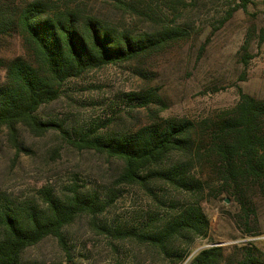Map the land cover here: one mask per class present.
<instances>
[{
  "label": "rangeland",
  "instance_id": "1",
  "mask_svg": "<svg viewBox=\"0 0 264 264\" xmlns=\"http://www.w3.org/2000/svg\"><path fill=\"white\" fill-rule=\"evenodd\" d=\"M23 1L0 0V5L15 10ZM45 1L70 4L134 33L165 26L183 30L182 36L150 55L70 78L62 84L60 96L42 104L36 114L43 121L61 123L72 138L95 130L132 131L165 118L186 119L192 123L189 148L173 153L166 162L187 169L199 184L186 190L158 177L146 188L122 184L117 181L121 160L76 148L55 128L36 135L18 125V148L4 129L0 206L7 201H39L42 187L60 195L72 188L97 192L104 206L95 216L96 226L90 215L82 214L63 228L71 257L56 237L48 236L23 251V262L173 264L174 259L134 237L119 238L98 227L155 229L173 212V205L186 203L200 205L210 225L206 236L189 244L177 242L180 253L187 251L179 264H188L200 249L212 245H222L226 255L234 254V245L246 242L264 251V181L249 178L237 189L231 187L210 150L217 123L230 116L240 91L264 102V0ZM18 55H27L18 28L0 33V57L8 61ZM137 93L152 94L151 101L144 105ZM259 124L262 135L264 115Z\"/></svg>",
  "mask_w": 264,
  "mask_h": 264
},
{
  "label": "trees",
  "instance_id": "2",
  "mask_svg": "<svg viewBox=\"0 0 264 264\" xmlns=\"http://www.w3.org/2000/svg\"><path fill=\"white\" fill-rule=\"evenodd\" d=\"M55 3L26 0L15 10L0 5V33L18 28L27 50V55L8 61L0 57V69H4L0 78V133L5 129L11 144L18 148V125L36 135L55 128L76 148L121 160L119 183L146 188L158 177L173 187L193 190L199 183L188 176L187 169L166 162L173 153L189 148L192 123L186 119L165 118L132 131L95 130L72 138L61 123L43 121L36 114L42 104L60 96L62 84L70 78L106 64L150 55L182 36L183 30L165 26L134 33L106 24L70 4ZM137 95L144 105L151 101L152 94ZM263 115L264 102L240 91V101L230 116L216 125L210 150L216 153L218 171L231 187L237 189L249 178L264 181V134L259 128ZM103 208L97 192L82 193L75 188L60 195L42 187L39 201H7L0 206V264H26L23 251L48 236L56 237L71 257L63 228L82 214L90 215L96 226L95 216ZM209 225L200 205L186 203L173 205V212L155 229H98L109 230L119 238L134 237L179 264L187 251L184 248L180 253L177 242L189 244L195 237L206 236ZM233 248V255L224 254L222 245L202 248L188 264H264V251L254 243Z\"/></svg>",
  "mask_w": 264,
  "mask_h": 264
}]
</instances>
